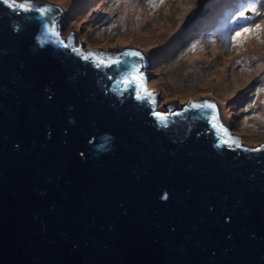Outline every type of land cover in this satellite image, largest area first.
<instances>
[{
    "label": "water",
    "instance_id": "95a60500",
    "mask_svg": "<svg viewBox=\"0 0 264 264\" xmlns=\"http://www.w3.org/2000/svg\"><path fill=\"white\" fill-rule=\"evenodd\" d=\"M60 16L0 0V264H264V141L212 99L157 108L147 56H84Z\"/></svg>",
    "mask_w": 264,
    "mask_h": 264
},
{
    "label": "rangeland",
    "instance_id": "374dc122",
    "mask_svg": "<svg viewBox=\"0 0 264 264\" xmlns=\"http://www.w3.org/2000/svg\"><path fill=\"white\" fill-rule=\"evenodd\" d=\"M36 1L59 10L55 31L63 43L72 37L71 47L87 54L112 46L150 58L142 81L157 108L181 97L212 99L219 126L239 145L264 141V0H232L236 9L211 0L219 7L185 27L197 0Z\"/></svg>",
    "mask_w": 264,
    "mask_h": 264
},
{
    "label": "trees",
    "instance_id": "16d2710c",
    "mask_svg": "<svg viewBox=\"0 0 264 264\" xmlns=\"http://www.w3.org/2000/svg\"><path fill=\"white\" fill-rule=\"evenodd\" d=\"M229 1H231V3H232V0H229ZM213 2H215V0L213 1ZM231 3L229 2V5H231ZM41 4H43V3H41ZM213 4V3H212ZM212 4H210V5H208L209 7H210V9H212L213 7H214V5H212ZM44 5V4H43ZM219 5H220V3L218 2V3H216V5H215V7L213 8V9H217L218 7H219ZM237 6H238V4H236V6H233V3H232V5L231 6H228V7H230L231 9H233V7H234V9H236L237 8ZM229 9V8H228ZM224 10V9H223ZM219 19V18H218ZM55 29H56V25H55ZM55 33H56V36H57V38H58V34H57V32L55 31ZM58 41H59V43H61V40L58 38ZM173 50V49H171V48H169L168 47V50L165 52V53H167V52H171V51ZM93 51V50H92ZM94 53H96L97 54V50H95L94 51ZM150 59V58H149ZM151 63V62H150ZM149 63V64H150ZM142 85V88H143V91L144 92H146V90H145V88L143 87V84H141ZM235 141V143L232 141L231 143L232 144H234V145H236V140H234Z\"/></svg>",
    "mask_w": 264,
    "mask_h": 264
},
{
    "label": "snow or ice",
    "instance_id": "6c2138e0",
    "mask_svg": "<svg viewBox=\"0 0 264 264\" xmlns=\"http://www.w3.org/2000/svg\"><path fill=\"white\" fill-rule=\"evenodd\" d=\"M18 7L19 8H22V9H26V8H29V7H31V5H29V4H26V3H22V4H19L18 5ZM40 11H45V9H39ZM256 27L257 28H259L260 26L259 25H256ZM244 31L245 32H248V31H251V29H244ZM241 35V33H237L236 34V36L238 37V36H240ZM236 37H233V39H235ZM207 107H214V105H211V104H209V105H207ZM155 115H157V116H160V117H162V114H160V113H155ZM234 143H235V141H233Z\"/></svg>",
    "mask_w": 264,
    "mask_h": 264
},
{
    "label": "clouds",
    "instance_id": "9594fccd",
    "mask_svg": "<svg viewBox=\"0 0 264 264\" xmlns=\"http://www.w3.org/2000/svg\"><path fill=\"white\" fill-rule=\"evenodd\" d=\"M207 7L209 8V10H210V7L207 5ZM70 40L72 41L73 39L72 38H70ZM62 42V41H61ZM73 48H76V47H73ZM92 50H94V49H92ZM91 50V51H92ZM95 51V50H94ZM93 51V52H94ZM81 53L84 55V56H88L89 58H95L96 56H98L99 54H87V53H84V52H82L81 51ZM148 58V57H147ZM148 63H150V59L148 58ZM141 84H143V81H142V78H141ZM147 92H145V94H146ZM237 115V114H236ZM218 123H219V121H218ZM220 125H221V123H219ZM231 136H232V138H234V140H236V141H238V139L236 138V137H234L233 136V134H231ZM239 142V141H238Z\"/></svg>",
    "mask_w": 264,
    "mask_h": 264
},
{
    "label": "bare ground",
    "instance_id": "6f19581e",
    "mask_svg": "<svg viewBox=\"0 0 264 264\" xmlns=\"http://www.w3.org/2000/svg\"><path fill=\"white\" fill-rule=\"evenodd\" d=\"M72 1H73V0H72ZM80 2H81V1H80ZM86 3H87V1H86ZM86 3H84V1H83L82 4H83L84 6H86ZM84 9H85V8H84ZM215 18H216V10H215V13H214V19H215ZM71 38H72V37H71ZM159 57H160V56L158 55V58H159ZM160 60H161V59H160ZM160 60H159V61H160ZM159 61H158V62H159ZM143 66H144V65H143ZM143 66H142V67H143Z\"/></svg>",
    "mask_w": 264,
    "mask_h": 264
},
{
    "label": "flooded vegetation",
    "instance_id": "af4514ba",
    "mask_svg": "<svg viewBox=\"0 0 264 264\" xmlns=\"http://www.w3.org/2000/svg\"><path fill=\"white\" fill-rule=\"evenodd\" d=\"M237 138V137H236Z\"/></svg>",
    "mask_w": 264,
    "mask_h": 264
}]
</instances>
